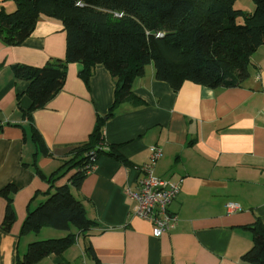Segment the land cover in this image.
<instances>
[{
  "label": "crops",
  "instance_id": "obj_1",
  "mask_svg": "<svg viewBox=\"0 0 264 264\" xmlns=\"http://www.w3.org/2000/svg\"><path fill=\"white\" fill-rule=\"evenodd\" d=\"M248 2H234L242 12L236 22L254 10ZM0 6L10 12L15 3L0 0ZM65 48L62 23L45 15L18 44L0 37V264H16L33 241L68 234L70 245L35 264H254L242 256L253 244L249 226L260 221L264 227V44L249 56L248 76L234 87L185 80L173 90L147 65L132 85L143 104L121 102L103 126L106 143L126 161L101 152L92 171L69 183L91 225L85 231L43 225L21 233L28 211L69 182L82 154L77 146L114 100L115 79L103 64L94 65L87 86L79 76L83 64L70 62L62 88L28 112V82L17 79L13 67L63 59ZM152 145L161 149L154 174L181 180L168 206L175 226L158 237L149 220L133 213L135 201L126 193L135 190ZM6 188L15 214L7 231L1 227ZM227 202L240 209L228 212Z\"/></svg>",
  "mask_w": 264,
  "mask_h": 264
},
{
  "label": "trees",
  "instance_id": "obj_2",
  "mask_svg": "<svg viewBox=\"0 0 264 264\" xmlns=\"http://www.w3.org/2000/svg\"><path fill=\"white\" fill-rule=\"evenodd\" d=\"M236 0H14L15 8L7 12L0 6V37L20 43L26 38L40 15L60 21L66 33L65 57L49 58L42 66L17 64L14 76L28 82L31 99L28 112L42 108L62 88L67 64L80 62L79 76L88 86L95 64L101 63L115 79L114 100L104 116L97 114L87 140L77 146L82 153L72 167L69 182L56 187L36 208L29 210L21 233L37 232L43 225L59 230L75 226L85 231L92 221L83 205L70 191L86 174L90 154L105 152L125 162L117 146L106 143L103 136L105 118L124 101L143 104L134 95L132 85L152 64L154 77L177 90L185 80L214 89L234 87L248 76L249 56L264 44V0H252L254 10L242 15L233 4ZM43 146L40 138L37 139ZM103 146H108V151ZM90 153V154H89ZM1 222L9 230L15 219L11 197ZM249 229L253 244L242 260L264 264V227L256 221ZM68 234L59 238L29 243L16 264H35L51 253H60L71 244Z\"/></svg>",
  "mask_w": 264,
  "mask_h": 264
},
{
  "label": "built area",
  "instance_id": "obj_3",
  "mask_svg": "<svg viewBox=\"0 0 264 264\" xmlns=\"http://www.w3.org/2000/svg\"><path fill=\"white\" fill-rule=\"evenodd\" d=\"M90 154V153H89ZM161 155V149L152 145L145 163L139 166L141 176L134 191L127 189V194L135 201L133 213L152 223V234L156 237L169 232L176 223V217L168 212V206L178 194L181 180L170 181L154 174V166ZM90 163L86 173L95 166L94 155L90 154ZM226 210L234 212L240 209L237 203L227 202Z\"/></svg>",
  "mask_w": 264,
  "mask_h": 264
},
{
  "label": "rangeland",
  "instance_id": "obj_4",
  "mask_svg": "<svg viewBox=\"0 0 264 264\" xmlns=\"http://www.w3.org/2000/svg\"><path fill=\"white\" fill-rule=\"evenodd\" d=\"M248 3H249V5H250V8H251V6H253V5H254V3H253V1H252V0H249V2H248ZM246 8H248V7H247V5H246Z\"/></svg>",
  "mask_w": 264,
  "mask_h": 264
}]
</instances>
